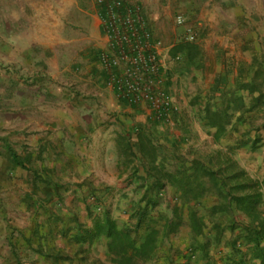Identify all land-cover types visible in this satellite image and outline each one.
<instances>
[{
	"label": "rangeland",
	"instance_id": "obj_1",
	"mask_svg": "<svg viewBox=\"0 0 264 264\" xmlns=\"http://www.w3.org/2000/svg\"><path fill=\"white\" fill-rule=\"evenodd\" d=\"M94 1L96 0L81 3L79 6L91 7ZM177 1L184 0H175L170 7L169 17L158 18L153 26L155 30L152 27L151 29L162 41L167 37L163 43L175 46L189 42L185 39V27H189L194 35L190 42L198 49L192 65L178 67L183 74L181 78L184 83L179 95L185 100L180 109L193 117L201 136L204 137L202 146L192 147L185 156L205 161L207 168L223 176L240 173L241 177L237 181L230 180V184L245 185L252 177L255 178L258 171L262 172L264 166L263 21L249 18L246 20L244 17L243 21L237 23L232 18V27L225 28L222 33L218 25L211 26L210 14L199 20L195 19V14H185L183 6H178ZM66 12L63 13L64 16H75L70 11ZM179 13L184 18L183 25H177L173 18ZM58 16V0H0V264H116L109 262L104 256L101 239L90 244L80 240L76 244L75 240L70 241L74 239L70 236L77 229L84 232L91 228L97 217L102 218L106 214L119 225L131 220L128 212L106 211L101 199L96 200L102 207L99 210L69 214L58 212L56 127L58 107L66 102V99H58V87L61 88L59 93H62L66 89L69 92L72 86L70 83L62 87L58 85V76L52 77L56 69H52L55 67L50 64L48 57L45 69L42 63L32 64L30 59H24L22 53L23 49L35 50L30 47V41L39 47L42 40L46 41L45 45L48 40L58 47L59 26L66 29L68 39L75 38L76 41L81 36L84 37L81 43L88 44L91 22L88 16L81 15L79 18L76 14V21L61 16L58 20ZM241 22L245 24L244 28L238 29L234 26V23L238 26ZM214 23L220 24V21L215 20ZM47 29L52 30V34H45ZM156 29L164 33L162 37ZM75 41L73 44L77 45L78 42ZM7 53H10V58ZM178 54L182 55L180 52ZM36 64L41 66L38 69L42 71L37 72L38 75L33 71ZM243 84L247 87L242 88ZM250 88L255 90L249 92ZM258 95L261 96L259 103L251 107ZM194 111L197 116L191 115ZM212 117L219 123H224L221 144L213 141L209 127L202 123L203 119L208 121ZM213 127L217 132L220 130L218 126ZM234 138L256 139L258 148L253 151L248 147L231 148V140ZM207 139L208 143L205 142ZM5 142L16 151L27 168L17 166L11 161ZM254 185L255 189L262 190L258 182ZM210 188L211 192H215L211 184ZM235 193L240 191L236 189ZM157 198L161 205L155 204L151 210L143 212L142 220L153 225L151 221L156 217L157 222H154L156 226L159 225L160 232L157 251L159 261L162 263V257L167 255L166 239L169 237L173 241L179 240L183 249L193 247L198 252L200 242L196 241V235L188 232L184 224V219L188 220L189 204H183L189 203L187 198L184 200L176 194L173 195L171 189L165 187ZM205 200L209 204L215 202L217 197L208 195ZM179 203L183 204L182 208L175 210ZM205 210L203 206L197 212L206 214ZM172 216L175 219V228L166 233L161 226L166 225L164 222ZM208 216L205 219L208 224L204 227L205 231H209L210 220L222 222L226 227H230L233 222L241 226L244 221L243 215L237 211L232 214L224 211L222 214ZM132 218L133 227L137 217ZM68 220L78 222L79 225L76 227L74 224L69 228L66 223ZM237 231L239 230L234 228L232 233ZM172 260L175 261L174 258ZM148 263L134 260V264ZM187 264H197V261L188 260Z\"/></svg>",
	"mask_w": 264,
	"mask_h": 264
},
{
	"label": "crops",
	"instance_id": "obj_2",
	"mask_svg": "<svg viewBox=\"0 0 264 264\" xmlns=\"http://www.w3.org/2000/svg\"><path fill=\"white\" fill-rule=\"evenodd\" d=\"M88 1L90 0H58V14L61 18L67 19L68 17L76 21V14L79 15V18L81 15L90 18L87 45L81 43L84 40V37L81 36L76 38V41L75 38L68 39L66 29L59 26L58 47L52 45L48 40L47 45H45L46 41L42 40L38 45L39 47L30 41L31 46H29L35 50L23 49L22 51L24 59H30L32 64L42 63L45 69L46 57H48L50 64L55 67L52 69H56L52 77L58 76V85L62 87V85L70 83L72 86L69 92L66 89L61 91L62 93H59L61 88L58 87V99H66V102H62V106L58 107V126L56 127L58 212L69 214L77 211L99 210L102 207L100 203L98 205L96 200L101 199L103 207L108 212L125 211L130 213L131 220L129 219V223L119 225L116 220L114 221L119 227H131L133 213L138 209L151 210L153 206H146L147 198L151 195H159L161 189L165 187L166 189L170 188L173 195L176 194L184 200L187 198L189 203L183 204L184 206L189 204V211H199V208L204 206L207 214L214 206H220L221 199L215 188V192H211L207 182L209 178L205 174H203L202 180L206 189L203 190L199 203L190 202L189 197L182 196V187L184 186L182 180L185 175L189 176L194 172L198 163L202 164L204 168L207 166L205 161L185 156L192 147L202 146L204 137L201 136L193 117L183 113L182 108L180 109L185 104V100L179 95V92L183 90V79L181 78L183 74L178 70V67L188 66L184 56L178 55V58L174 59L171 54L174 45H168L164 42L168 56L165 60V69L162 72V85L172 101V110L168 113L167 118H153L152 111L144 103L128 104L117 96L115 89L109 82L108 72L101 64L99 55L105 47V37L98 16V4L94 1L91 7L82 8L79 6ZM128 1L141 7L150 27L155 30L153 27L156 25L154 24L155 21L161 16L169 17L170 7L175 0ZM177 4L183 6L185 14H195V19L198 20L204 15L210 14L211 26L218 25V29L222 33H224L225 28L232 27V18L237 22L243 21L244 17L246 20L248 18L261 19L263 21L262 30H264V0H198L197 2L184 0L177 1ZM66 11H70L75 16H64L63 13ZM60 16H58V20H60ZM213 20H219L220 24L214 23ZM237 23H234L236 28H244L243 22L238 26ZM219 25H223V27H219ZM186 29L187 27H185V31ZM156 30L158 31V29ZM47 31L45 34H52V30L47 29ZM158 33L161 34V37L164 34L160 29ZM166 40L167 37L163 41ZM74 41L78 42L77 45L73 44ZM7 57L10 58V53H7ZM35 66L36 69L33 71L35 75H38L37 72H42L38 69L41 66L39 64ZM86 86H88V90L85 91ZM191 115L197 116L195 111ZM202 123H206L209 127L208 130L212 134L213 141L221 144L223 139L221 135L216 137V129L208 124L206 119H203ZM208 141V139L205 140L207 143ZM253 143L255 146L252 145ZM231 144V148L248 147L252 151L258 148L256 139L234 138L231 140ZM262 160L264 165V156ZM262 173L263 175H259ZM240 175V173H231L229 177L231 180H236L241 177ZM255 182L261 185L262 190L255 189ZM245 186L244 190L248 191L238 189L240 191L238 194H254L255 190L260 192L257 209L264 218V166L262 172L258 171L255 178L252 177ZM208 195L217 197V200L206 204L205 198ZM183 204L176 205L175 210L181 209ZM160 205L158 204V206ZM189 211L188 220L184 219L186 222L184 224H186L188 232L193 234L189 222ZM216 211L219 212V209ZM206 214L199 213L204 223L208 225L205 219L209 216ZM241 215H243V220H248L243 213ZM155 218L151 222L158 229L159 225L156 226ZM66 223H68L69 228L73 227L74 224L76 227L79 225L78 222L70 220ZM164 224L166 225L161 226V228L168 233L175 228V219L172 216ZM208 227L209 231H205L203 228V232L195 236L196 241L200 242L198 248L200 252H197L193 247L183 249L179 240L173 241L172 237H169L166 239L167 255L162 257V263L157 257V252L155 258L147 263L187 264L188 260H195L197 264H261L260 259L252 257V245L243 244L237 239L240 234L239 227H235L239 231L232 233L234 229L230 231L231 227H226L224 223L215 220H210ZM218 228L223 230L215 239V230ZM78 231V229L75 230L70 236L74 238L70 241L75 240L76 244L80 243L79 238L76 237ZM100 239L104 246V256L109 262H112L106 251L103 236L93 239L91 242L88 240L84 242L90 244ZM262 243L264 244V242ZM164 258L165 261H163Z\"/></svg>",
	"mask_w": 264,
	"mask_h": 264
},
{
	"label": "trees",
	"instance_id": "obj_3",
	"mask_svg": "<svg viewBox=\"0 0 264 264\" xmlns=\"http://www.w3.org/2000/svg\"><path fill=\"white\" fill-rule=\"evenodd\" d=\"M184 56L186 63L193 64L195 60V54L198 52L197 46L193 43L186 42L183 44H177L171 49L173 57L178 56V53ZM242 88L247 86L243 84ZM255 89L250 88L249 92H253ZM261 96L258 95L255 99V103L251 107H254L259 103ZM208 124L212 126H218L220 130L216 131V137L221 135L224 123L221 124L213 117L208 120ZM255 146V143L252 144ZM7 149V155L11 161L17 166L27 168V165L17 156L15 150L5 142ZM203 174L208 176L209 187L210 184L215 188L220 196L221 203L218 207H213L209 210V215L222 214L224 211L227 214H232L235 211L243 213L246 219L237 226L234 222L231 223L230 227L233 230L235 227H239V239L243 244L252 245V257L258 258L261 264H264V218L261 212L257 209L258 200L260 198V192L250 194H236L235 190H244L245 185L242 183L230 184V177L223 176L219 172H215L207 167L204 168L202 164H196L194 172L183 178L182 196L189 197L190 201L199 203V199L203 194V190L206 187L203 186ZM212 189V188H210ZM196 201V202H195ZM157 203V196H149L146 201V206H154ZM219 209V212L216 211ZM148 212L147 209H138L134 212L136 216L135 226L119 227L118 224L109 217L104 215L102 218H96L94 225L91 228H87L84 232L79 229L76 233V237L81 241L91 242L93 239H97L101 236L105 239L106 251L110 256V260L116 264H134V260L138 259L144 263L150 262L155 258L157 248L159 246V230L154 225H149L148 221L143 222V212ZM139 213V214H138ZM180 219V218H179ZM189 222L194 235H199L203 232L205 223L201 215L198 214L197 210L189 211ZM176 224V223H175ZM218 226V225H217ZM223 229H216L215 239ZM237 249V248H236ZM238 250V249H237Z\"/></svg>",
	"mask_w": 264,
	"mask_h": 264
},
{
	"label": "built area",
	"instance_id": "obj_4",
	"mask_svg": "<svg viewBox=\"0 0 264 264\" xmlns=\"http://www.w3.org/2000/svg\"><path fill=\"white\" fill-rule=\"evenodd\" d=\"M96 3L105 37L99 58L117 96L128 104H146L155 119L167 118L172 101L162 85L168 56L162 39L153 33L139 5L128 0H96ZM175 23L184 24L182 15L175 16ZM185 39H194L189 28Z\"/></svg>",
	"mask_w": 264,
	"mask_h": 264
}]
</instances>
